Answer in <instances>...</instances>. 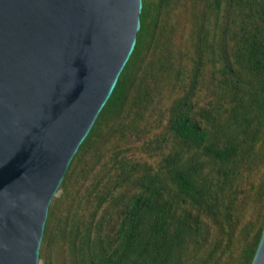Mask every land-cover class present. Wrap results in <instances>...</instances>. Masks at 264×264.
Segmentation results:
<instances>
[{"label": "trees", "instance_id": "obj_1", "mask_svg": "<svg viewBox=\"0 0 264 264\" xmlns=\"http://www.w3.org/2000/svg\"><path fill=\"white\" fill-rule=\"evenodd\" d=\"M143 1L135 49L50 205L40 261L61 250L69 264H251L264 0Z\"/></svg>", "mask_w": 264, "mask_h": 264}, {"label": "water", "instance_id": "obj_2", "mask_svg": "<svg viewBox=\"0 0 264 264\" xmlns=\"http://www.w3.org/2000/svg\"><path fill=\"white\" fill-rule=\"evenodd\" d=\"M143 0H0V264H39L50 205L133 53ZM251 264H264V228Z\"/></svg>", "mask_w": 264, "mask_h": 264}, {"label": "rangeland", "instance_id": "obj_3", "mask_svg": "<svg viewBox=\"0 0 264 264\" xmlns=\"http://www.w3.org/2000/svg\"><path fill=\"white\" fill-rule=\"evenodd\" d=\"M184 39H186V36H185ZM163 101L167 102L169 100L165 99ZM149 135L150 134H147V136H149ZM257 168H258L259 171L254 172V174L250 178L252 180V177H253V181H258L259 182L260 180H264V162H263V164L260 167H257ZM76 190H77V187L75 188V191ZM60 193H61V191H58V193L56 195H60ZM242 213L246 214V216H249L251 214H255L256 210H255V207L250 206L248 209L243 210ZM54 257H55L54 260L57 261V264H66V263L69 264L68 263V258L66 257L65 253L63 251H61V250H60V253H59V250L57 252H55L54 253ZM39 264H43V262L40 261Z\"/></svg>", "mask_w": 264, "mask_h": 264}]
</instances>
